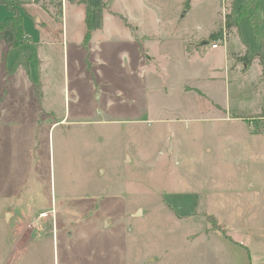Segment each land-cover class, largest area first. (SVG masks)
<instances>
[{
    "label": "rangeland",
    "instance_id": "obj_1",
    "mask_svg": "<svg viewBox=\"0 0 264 264\" xmlns=\"http://www.w3.org/2000/svg\"><path fill=\"white\" fill-rule=\"evenodd\" d=\"M61 1L21 11L32 83L0 43V264H264V78L236 67L259 44L225 22L247 0H87L88 44ZM172 25L227 42L187 41V61L126 30Z\"/></svg>",
    "mask_w": 264,
    "mask_h": 264
},
{
    "label": "trees",
    "instance_id": "obj_2",
    "mask_svg": "<svg viewBox=\"0 0 264 264\" xmlns=\"http://www.w3.org/2000/svg\"><path fill=\"white\" fill-rule=\"evenodd\" d=\"M34 3L39 2L41 0H32ZM26 0H8L5 1V4L12 13L5 20L0 21V43L6 44L9 48H17L19 53L16 59L13 61L12 65L10 66L8 72L13 73L19 67H24L26 72L29 73V65L32 60V55L30 50L23 49L22 45L27 42V34L23 27V16L22 10L25 9ZM259 0H247V2L240 7V12L238 17L234 20L235 22H230L229 16H226L225 22L226 26L230 27L233 23L237 24L238 19L247 16L249 21L251 22L252 29L256 40L259 43V48L256 52H252L250 56L243 57L242 60L245 64H249L251 59L257 58L259 61L260 66L262 67L261 75L264 78V34L261 35L259 33V24L260 21L257 20L256 13L259 8ZM87 17H86V26L87 31L84 36V41L87 43L91 32L94 30L91 24L92 20V10L90 7L87 6ZM248 11V12H247ZM247 12V15H245ZM30 74V73H29Z\"/></svg>",
    "mask_w": 264,
    "mask_h": 264
},
{
    "label": "crops",
    "instance_id": "obj_3",
    "mask_svg": "<svg viewBox=\"0 0 264 264\" xmlns=\"http://www.w3.org/2000/svg\"><path fill=\"white\" fill-rule=\"evenodd\" d=\"M106 2L107 0H100V2L99 3H97L96 5H95V7L96 6H98L100 3H102V2ZM115 1V0H114ZM191 1L192 0H187L186 1V3H184L183 2V4L185 5L184 6V8L185 9H182L183 11V13H186L187 14V12L189 11V10H191L192 8H191ZM76 2H77V4L79 5V6H81V5H83V7H84V22H85V25H86V17H87V11H86V9H87V6L88 7H90L89 6V4H88V1L87 0H76ZM247 2V1H246ZM245 2V3H246ZM64 3H65V5H66V0H65V2H64V0H62L61 1V11L62 12H64L63 11V8H64ZM244 3V4H245ZM233 4H234V0H227V5L228 6H231V13L232 12H234V10H235V8H234V6H233ZM244 4H240L239 5V7H238V13L235 15L234 13H232V15L233 16H237L238 14H239V9H240V7H242V5H244ZM91 8V10H92V7H90ZM178 12H179V10H177ZM177 12V14H179ZM181 14V13H180ZM93 16H94V10H92V18H93ZM179 16V15H178ZM226 16H229V15H226ZM181 17H182V15H181ZM230 17V16H229ZM247 17V16H246ZM123 19H127V18H123ZM237 24H235L234 25V23L229 27L230 29L232 28V26H236ZM233 29V28H232ZM128 32H129V36H130V38L131 39H133L134 41H138V40H142V37H144V36H146L147 37V39H149V40H155V42H157V41H160V42H158L157 44H153V45H155V47L157 46V45H159V44H163V46L165 47V46H167L168 48H174L175 46H177V47H180V55L182 56V58H185V59H187V61H188V59H192V58H189L188 56H185V54L186 53H184L183 52V46H184V43H186L187 41H194V40H199L200 39V41H201V43H202V45H203V47L204 46H210V49H211V52H212V54H211V56L212 55H214V56H217V54H218V50L221 48V46L219 45L218 46V48H216V49H212L211 48V45H212V43L214 42V40L213 41H211V42H207V39H205L204 37H207V36H209V37H211V36H213V34H214V31L213 30H209L208 32H206L205 34H198V33H189V32H187V30H182L181 28H179L178 26H173L172 25V27H169V29L167 30V31H165L164 29H161L160 31H158V33L156 34V35H149V34H144V32H141V31H139V27H137V28H135L134 27V29H133V32H130L128 29H126ZM232 31V30H231ZM229 32L228 34H229V37H230V39H229V46H227V47H222L223 48V52H224V56L226 57V58H228V60H230V62L225 66L226 67V69H230V68H232L231 66V59H230V57L228 56V51H230V49L232 50V46H231V44H232V42H233V40L235 39V38H232V35H233V33L232 32ZM93 32V31H92ZM92 32H91V35H92ZM185 32H187V33H185ZM91 35H90V37H91ZM137 35V36H136ZM85 36V35H84ZM149 37V38H148ZM138 38H140V39H138ZM83 41H84V38H83ZM85 42V41H84ZM89 42V41H88ZM88 42L86 43V44H88ZM241 42H242V40H241ZM259 44V43H258ZM202 47V48H203ZM244 48L245 49V51H249L250 53H252V52H256L257 50H249V47L245 44V43H243L242 42V44H241V46L238 48V49H241V48ZM259 48V47H258ZM27 49V48H26ZM29 50V49H28ZM234 50V49H233ZM232 50V51H233ZM246 52V53H247ZM250 53H249V55H250ZM190 54V53H189ZM0 55H1V53H0ZM31 55H32V53H31ZM180 56V57H181ZM174 56H171V57H166V59H164V60H172V58H173ZM205 57H207V56H205ZM243 57H246V56H243ZM242 57V58H243ZM2 58V57H1ZM194 58V57H193ZM242 58H239L238 59V65L236 66L238 69H239V67H241V69H245L244 71H245V74L247 73V77H248V79H249V76H250V73L254 70L256 73H261L262 72V67L260 66V64H259V61H258V59L257 58H253V59H251V61L249 62V64H245L244 63V61L242 60ZM3 59V58H2ZM16 59V58H15ZM14 59V60H15ZM33 59V58H32ZM13 60V61H14ZM32 61V60H31ZM21 69H23V71L26 73V75H27V77H28V80H30V82L32 83L33 81L31 80V77H30V74L29 73H27L26 72V70H25V68L24 67H19V68H17V70L18 71H20ZM226 72H227V70H226ZM15 74H16V72H15ZM226 74H228V72L226 73ZM229 76H231L232 77V75H229ZM31 83H30V85H31ZM36 84V83H35ZM26 85H28V86H30L29 84H26ZM37 85V84H36Z\"/></svg>",
    "mask_w": 264,
    "mask_h": 264
},
{
    "label": "built area",
    "instance_id": "obj_4",
    "mask_svg": "<svg viewBox=\"0 0 264 264\" xmlns=\"http://www.w3.org/2000/svg\"><path fill=\"white\" fill-rule=\"evenodd\" d=\"M227 42V38L223 35L221 37L218 38V40L214 41L211 45V48L216 49L218 48L219 45L226 43Z\"/></svg>",
    "mask_w": 264,
    "mask_h": 264
},
{
    "label": "water",
    "instance_id": "obj_5",
    "mask_svg": "<svg viewBox=\"0 0 264 264\" xmlns=\"http://www.w3.org/2000/svg\"><path fill=\"white\" fill-rule=\"evenodd\" d=\"M6 216H8V214Z\"/></svg>",
    "mask_w": 264,
    "mask_h": 264
}]
</instances>
